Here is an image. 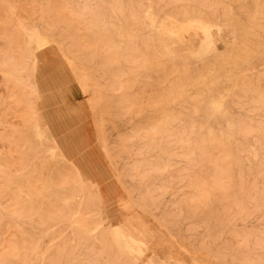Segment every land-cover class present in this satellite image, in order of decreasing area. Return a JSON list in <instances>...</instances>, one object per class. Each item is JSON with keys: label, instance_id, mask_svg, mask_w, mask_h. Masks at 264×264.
<instances>
[{"label": "rangeland", "instance_id": "1", "mask_svg": "<svg viewBox=\"0 0 264 264\" xmlns=\"http://www.w3.org/2000/svg\"><path fill=\"white\" fill-rule=\"evenodd\" d=\"M0 264H264V0H0Z\"/></svg>", "mask_w": 264, "mask_h": 264}, {"label": "bare ground", "instance_id": "2", "mask_svg": "<svg viewBox=\"0 0 264 264\" xmlns=\"http://www.w3.org/2000/svg\"><path fill=\"white\" fill-rule=\"evenodd\" d=\"M210 27H211V23L208 22L206 19L202 18V17H189L187 19V23L185 24L184 26V29L186 31H189L190 29H194V30H201L205 36H206V40L207 42L209 43V31H210ZM34 43L36 45V52H35V59H34V62H33V66H34V70L35 71H38L39 69V62L40 60H43L41 59V57H45L48 52H46L47 49H50L49 52H52L54 55H48L50 57L51 60H55V55L56 58L60 56V62H64V61H68L69 63H72V61H74L73 58L71 57H67L66 54L63 52V50L60 48V46H58L57 44H54L53 42H51V40L46 37V36H42L41 34H36V37H35V40H34ZM52 45V46H51ZM48 51V50H47ZM46 52V53H45ZM48 57V59H49ZM46 58V57H45ZM43 62V61H41ZM44 62H47L46 63V66H44V70L42 72V75L40 76V73L39 71L38 72H35V74H39L40 76V82L38 81V87L39 89H37V92L40 93H43V90L42 89H49L47 87H54L55 84H57L58 80L57 78L53 77L51 80L47 77L48 76V73H47V68H50V66H52V63H50V61H44ZM43 62V63H44ZM45 64V63H44ZM48 64V65H47ZM74 64V63H73ZM69 66V65H68ZM70 67V66H69ZM77 67V66H76ZM77 69V68H76ZM79 69V68H78ZM40 70V69H39ZM41 71V70H40ZM75 77V76H74ZM92 83V82H91ZM78 85V84H77ZM79 86V85H78ZM45 89V90H46ZM51 90V89H50ZM83 93V92H82ZM222 99H216L214 100L213 102V105L216 107V106H219L220 103H221ZM88 103V102H87ZM57 108V112L59 111V109L61 107H65L66 110L67 108L70 109V110H76L77 108L75 106H71L69 105L68 103H57L56 106ZM53 107V108H55ZM64 108V109H65ZM102 109V108H101ZM62 111V110H61ZM38 129H39V124H36ZM38 136L41 135V137H44V134L42 133V131L39 129L38 131ZM40 138V137H39ZM57 138V137H56ZM55 139V137H54ZM52 138V140H54ZM50 150V149H49ZM84 166H88L87 163H85ZM82 172V171H81ZM85 173H88V172H85ZM126 204V203H125ZM124 204V205H125ZM120 205V204H119ZM127 207V206H125ZM128 210V209H127ZM83 221V220H82ZM141 225V224H140ZM142 226V225H141ZM114 228V235L115 237L117 238L119 244H123L125 245V247L129 248V249H136L135 246L136 245H139L140 242H142L140 239H138L137 237H135L134 235L126 232V230L124 229L123 226H120V225H116ZM143 243V242H142ZM145 245V244H144ZM147 245V244H146ZM146 248V247H145ZM139 251H140V248H139ZM196 261V260H195ZM42 262V261H41Z\"/></svg>", "mask_w": 264, "mask_h": 264}]
</instances>
